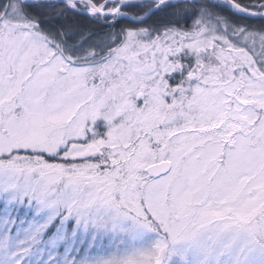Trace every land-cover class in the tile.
I'll return each instance as SVG.
<instances>
[{"label":"snow or ice","instance_id":"1","mask_svg":"<svg viewBox=\"0 0 264 264\" xmlns=\"http://www.w3.org/2000/svg\"><path fill=\"white\" fill-rule=\"evenodd\" d=\"M0 264H264V0H0Z\"/></svg>","mask_w":264,"mask_h":264}]
</instances>
